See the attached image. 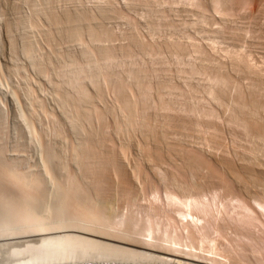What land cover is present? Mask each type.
<instances>
[{"label":"bare ground","instance_id":"1","mask_svg":"<svg viewBox=\"0 0 264 264\" xmlns=\"http://www.w3.org/2000/svg\"><path fill=\"white\" fill-rule=\"evenodd\" d=\"M94 1L33 10L53 18L51 49L26 34L21 48L53 104L15 88L10 136L2 101L0 264H264V54L247 40L264 31L249 2Z\"/></svg>","mask_w":264,"mask_h":264},{"label":"rangeland","instance_id":"2","mask_svg":"<svg viewBox=\"0 0 264 264\" xmlns=\"http://www.w3.org/2000/svg\"><path fill=\"white\" fill-rule=\"evenodd\" d=\"M52 1V2H51ZM50 2H48V3H42V0L40 1H34V0H0V73L2 74V76L0 75V97H2V99H1V104H0V108H1V111L2 110H4V111H2V112H6V109H7V114H6V116H7V119H6V121H7V128H8V130H9V132H8V134L10 135V136H13V134L15 133L14 132V128H15V126H14V124L16 123H18V121H20V119H18L19 117H17V121H15V117L16 116H18V113H16L17 112V108H15L16 106V100H15V96L14 95H12V92L14 93L16 90V94L17 95H22V93L25 91L26 92V90L27 89H31V88H33V91L35 92V94H34V92H32L33 94H34V96H39L40 98H43L44 100H45V102L46 103H48L49 105H50V103L51 104H53V102H52V100H51V94H52V92H51V88H52V86H53V84H50V83H48L49 81L47 80V77H44L43 75H40V74H42V73H40V72H38V71H36L34 68L32 69V67L30 68L29 66H28V64L26 65V63H28V58H25L26 57V54H25V52H24V48H21V47H23V45H24V43H25V41H26V39H27V37L28 38H31L32 39V41L33 40H39L37 43H36V46L39 48L38 49V52L40 53H42V48L45 50V51H50V45L49 44H47V42H46V38H44V36H43V34H42V30H45V29H51L52 27H50V25L49 24H47L49 21H51V22H53V18L52 17H46V19H45V16L42 18V15H39V16H35V13H34V15H33V10H36V9H40V8H46L47 9V11L49 12L50 10V12H57L59 9H60V11L65 7V8H67V7H69V9L71 8H75V7H78L77 5L79 4L78 2L80 1L81 2V0H51ZM91 1V0H90ZM90 1H88V2H90ZM94 0H92V2H93ZM99 1V0H98ZM119 1H120V3H122V1L121 0H118V2H117V0H115V2H117V3H119ZM137 1V0H136ZM243 1H245V4H247L248 2V4L247 5H245V8H244V11L242 10V12H245L246 11V13H249L250 11L252 12L253 11V15H252V18H251V21H253V22H255L256 23V25H255V27L256 28H259V29H261L262 31H264V0H243ZM87 4H86V3ZM85 2L82 0V2H81V4H85V6H88V4H90L91 5V3L92 2H90V3H88L87 2V0H85ZM94 2H96V1H94ZM114 2V1H113ZM123 2H125V1H123ZM132 2V1H131ZM138 2V1H137ZM36 3L38 4L37 6H35L36 5ZM139 3V2H138ZM138 3H136V2H134V4H137V6H139L138 5ZM40 4V5H39ZM43 4V5H42ZM46 4V5H45ZM93 4V3H92ZM75 5V6H74ZM89 5V6H90ZM119 5H122V4H119ZM249 5V6H248ZM80 6V5H79ZM248 6V7H247ZM140 7V6H139ZM247 7V8H246ZM50 8V10H48ZM64 8V9H65ZM54 9V10H53ZM58 9V10H57ZM32 10V11H31ZM53 10V11H52ZM29 12H31V13H29ZM25 13H26V16H28V17H31V16H29L30 14H32L33 16H32V18H33V21H32V18H31V22H30V25H28L27 23H25V25L27 26V27H23L22 25H18L17 27H15V25H17V22H19V18H25ZM133 12H131V18H132V16H133V14H132ZM24 14V15H23ZM21 15H22V17H21ZM24 16V17H23ZM133 17H136V16H133ZM19 20H18V19ZM50 18V19H49ZM137 19H140V21H142L143 19H141V18H138V17H136ZM30 19V18H29ZM42 19H43V21H42ZM47 19H49V21L47 20ZM117 19V20H116ZM122 18H117V16H115L114 18H111L109 21H113V24H112V22L111 23H109V21H106V22H108V24H106V25H108L109 26V24L114 28V25H115V23L114 22H116V25L119 23V21L122 23L123 21L125 22V20L124 19H122ZM133 19V18H132ZM135 19V18H134ZM45 20V21H44ZM16 21V22H15ZM48 21V22H47ZM238 21H240V20H238ZM242 21H244V20H242ZM124 22L121 24V23H119L118 25H117V27H119V25H121V27H122V25L124 24ZM11 24V25H8V24ZM15 23V25H13ZM43 23H44V26H43ZM19 24V23H18ZM116 25H115V27H116ZM10 26H11V28H10ZM126 25H123V27H125ZM258 26V27H257ZM15 28V30H14V28ZM45 27H47V28H45ZM49 27V28H48ZM110 27V26H109ZM122 27V28H123ZM10 29V30H9ZM17 29V30H16ZM117 29V28H116ZM46 31V30H45ZM141 32H143L144 34H142L141 33V35H142V37H143V35L145 36L146 34H145V30L144 29H142V31ZM27 35V37H26V35ZM22 35V36H21ZM256 35H257V33H255L254 34V37H248L247 38V40L249 41V42H251L252 43V45L248 48V49H250V53L251 54H253V58H255V59H257V58H259L258 56H260V54L261 53H263L264 54V38L262 39V38H258V37H256ZM42 36H43V38L45 39V40H43L42 39ZM15 37V38H14ZM18 37V38H17ZM22 37V38H21ZM34 37V38H33ZM22 39V41H20L21 39ZM23 38H24V41H23ZM143 38H145L146 40L147 39H149V37L147 38V36H145V37H143ZM142 38V39H143ZM19 39V40H18ZM18 40V41H17ZM43 40V41H42ZM13 41L16 43H13ZM145 41V40H144ZM20 42V43H19ZM45 44H44V43ZM75 42L76 41H74V42H71L72 44V46H73V44H75ZM126 43V41H122L121 43ZM254 42V43H253ZM263 42V43H262ZM49 43V42H48ZM63 43V44H62ZM62 43H60L59 45H57V46H59V47H61V48H65V46H71V45H69L70 44V42H62ZM68 43V44H67ZM116 43V42H115ZM262 43V44H261ZM62 44V45H61ZM253 44H255V45H253ZM261 44V45H260ZM46 47H45V46ZM63 45H65L64 47H63ZM76 45H78V44H76ZM17 46H19V47H17ZM47 47H49V50H48V48ZM59 47H57V48H59ZM74 47H76V46H74ZM55 48V47H54ZM77 49H79V47H76ZM43 50V51H44ZM18 61V62H17ZM20 61V62H19ZM18 63L20 66H21V64H22V66H26L25 68H26V70L27 71H24L25 70V68L23 69V71L20 73V74H18V73H15V74H13L10 70H11V68H12V64H15V63ZM9 67H10V69H9ZM29 70V71H28ZM34 70V71H33ZM24 72H26V73H24ZM4 73V74H3ZM39 73V74H38ZM8 74V75H7ZM25 74V75H24ZM13 75V76H12ZM23 75V76H22ZM10 76V77H9ZM14 76H16V77H14ZM20 76V77H19ZM24 77V78H23ZM28 81H30L29 83H28ZM34 81V82H33ZM27 83L26 85H25V83ZM33 82V83H32ZM31 85V86H30ZM33 85V86H32ZM51 85V86H50ZM24 86H26V87H24ZM29 86V87H28ZM44 86V87H43ZM47 86V87H46ZM21 87V88H20ZM28 87V88H27ZM50 87V88H49ZM13 88H14V90H13ZM15 88H17L16 90H15ZM48 91H47V90ZM24 90V91H23ZM51 93H50V92ZM43 92V93H42ZM44 92H45V94H44ZM48 94V95H47ZM50 94V95H49ZM5 95V96H4ZM23 95H24V93H23ZM22 95V96H23ZM14 96V97H13ZM18 96V97H19ZM22 96H20L19 98L21 99V100H24V96L22 97ZM4 98H6V99H4ZM13 98H14V100H15V102H13L12 100H13ZM4 99V100H3ZM50 99V100H49ZM20 100V101H21ZM4 103H3V102ZM4 104V106H6L4 109H3V104ZM16 103V104H15ZM6 104V105H5ZM2 106V107H1ZM18 110H19V108H18ZM8 111H9V113H8ZM13 111H15L14 113H13ZM12 112V113H11ZM13 114H15V117H14V115ZM13 115V116H12ZM11 117V118H10ZM11 122V123H10ZM9 123V124H8ZM21 123V122H20ZM15 124V125H16ZM22 124V123H21ZM13 125V126H12ZM12 128V132H14V133H12V135H11V133H10V128ZM7 134V135H8ZM114 136V135H113ZM115 139V140H114ZM139 139H141V138H139ZM114 140V141H113ZM118 139L116 138V135H115V137L111 140V141H108V143L109 144H116V146H117V143H118V141H117ZM133 140H135V138L133 139ZM117 142V143H116ZM133 142V141H132ZM259 155L258 156H260L261 154H264L263 152H261V154H260V152L258 153ZM34 158V159H33ZM261 159H263L264 160V157H260ZM33 159V161H35L36 159H37V154H35L34 155V157H32L31 158V160ZM262 160V161H263ZM238 162H240V163H245L246 164V162L244 161H238ZM264 167V166H263ZM262 167V165H259V166H256V168H258V169H261V170H264V168ZM220 173L219 171H218V169L217 170H215V173ZM227 177H224V182L226 183V187L230 190V192L233 194V195H237L240 199H241V197H242V199L244 198L245 199V196H244V194H243V190H245L246 189V186L243 184V183H239V182H235V181H233V180H230V179H226ZM229 180V181H228ZM245 186V187H244ZM238 187V188H237ZM242 194V195H241ZM240 195V196H239Z\"/></svg>","mask_w":264,"mask_h":264},{"label":"water","instance_id":"3","mask_svg":"<svg viewBox=\"0 0 264 264\" xmlns=\"http://www.w3.org/2000/svg\"><path fill=\"white\" fill-rule=\"evenodd\" d=\"M64 264H144V263L115 262V261H97V262H75V263H64Z\"/></svg>","mask_w":264,"mask_h":264}]
</instances>
